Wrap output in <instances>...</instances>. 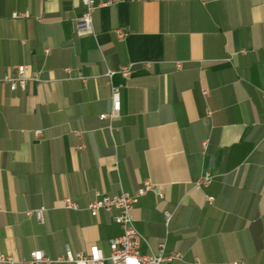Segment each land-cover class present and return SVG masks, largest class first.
<instances>
[{
    "label": "crops",
    "instance_id": "obj_1",
    "mask_svg": "<svg viewBox=\"0 0 264 264\" xmlns=\"http://www.w3.org/2000/svg\"><path fill=\"white\" fill-rule=\"evenodd\" d=\"M82 13L81 0H0V252L108 258L122 229L87 206L148 181L164 197L132 210L140 255L164 242L182 259L163 264H264V0H121L80 37ZM21 65L39 81L11 91ZM111 86L121 108L108 129Z\"/></svg>",
    "mask_w": 264,
    "mask_h": 264
},
{
    "label": "built area",
    "instance_id": "obj_2",
    "mask_svg": "<svg viewBox=\"0 0 264 264\" xmlns=\"http://www.w3.org/2000/svg\"><path fill=\"white\" fill-rule=\"evenodd\" d=\"M83 4V13L81 17L75 22L77 29V36H86L92 34V15L95 9L99 7L109 6L115 4L121 0H109L106 2L96 3L95 0H81ZM13 19H25L29 18V14L24 13H12ZM116 34L119 38H123L125 35V29H117ZM148 66V65H146ZM181 63H176V69H180ZM27 66L21 65L17 67V76L12 79H4L9 85L11 91L17 89L24 90L27 82L39 81L38 74H32L28 76ZM133 70V65L122 66L117 71L124 78H129ZM115 74L114 71H108L107 77L111 78ZM120 89L115 86H111V111L110 113L100 115V120L107 121L108 129H111V123L119 120L120 118ZM41 131H35L34 136L39 137ZM79 136L80 133H75ZM209 174L199 178L195 187L201 189L206 187L211 180ZM154 193L158 199H163V194L151 183L145 181L141 186L133 193L122 191L121 193L111 197H99L96 195L95 199L87 206L92 217H95L98 212L104 211L109 214H113V221L119 225L122 229V234L118 237L111 238L108 241L109 257L105 258L101 249L97 246L89 248L87 253H73L67 250L65 255L59 259L52 260L44 255L42 251H33L30 253L27 259L17 260L11 255L0 252V264H105L109 261L110 264H163L170 263L175 260H181V255L176 252H172L168 255H164L165 244L164 242L159 243L158 253L154 255H140L138 250L141 242L143 241L142 236L135 229L132 218V210L137 204L138 199L146 193ZM209 203L213 202L212 197H207ZM63 207L67 210H78L77 204L69 198L63 200ZM43 209L33 211L36 221L39 224L43 223ZM171 219V214L168 212L163 213L164 224L167 226ZM262 253L264 255V239L262 241ZM189 264H203L198 261H194ZM219 264H246L242 261H231Z\"/></svg>",
    "mask_w": 264,
    "mask_h": 264
}]
</instances>
